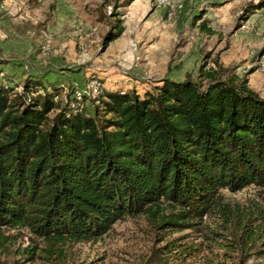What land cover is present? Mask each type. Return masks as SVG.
I'll return each instance as SVG.
<instances>
[{"label":"trees","instance_id":"1","mask_svg":"<svg viewBox=\"0 0 264 264\" xmlns=\"http://www.w3.org/2000/svg\"><path fill=\"white\" fill-rule=\"evenodd\" d=\"M262 7L248 2L235 29ZM200 29L211 31L205 21ZM222 72L203 64L198 78H163L142 93L100 84L93 113L85 96L70 88L63 102L64 86L41 76L26 77L21 91L0 83V226L91 240L127 215L173 230L214 212L229 216L221 191H264V96L246 77ZM230 245L244 264L253 244Z\"/></svg>","mask_w":264,"mask_h":264},{"label":"rangeland","instance_id":"2","mask_svg":"<svg viewBox=\"0 0 264 264\" xmlns=\"http://www.w3.org/2000/svg\"><path fill=\"white\" fill-rule=\"evenodd\" d=\"M123 1L0 0V83L6 81L21 91L26 77L41 75L48 69L54 71L57 65L60 69L56 72L61 73L57 76L64 86L62 101L65 102L66 92L72 88L74 98L86 97L87 112L93 113L94 106L100 104L97 102L107 78L103 76L112 75L104 73L113 66L120 69L128 62L113 56V52L117 54L113 42L119 36L110 39L116 30V20L124 17V8H115L114 4ZM248 2L236 12L233 23L223 30L219 28L212 37L206 38L208 32L200 29L197 20L193 23L195 31L205 33L202 39L206 41L201 44L191 74L198 78L201 65L216 68L220 64L224 76L228 73L244 76L248 86L264 96V9L255 20L254 30L249 31L251 34H247V26L242 27L246 20L235 29L238 16ZM156 3L163 4L159 0ZM168 11L173 19L177 8ZM188 38L182 33L178 41L165 42L168 45L163 46L169 53L158 59L154 67L175 66L178 62L175 52L189 43ZM152 43L155 41L136 42L139 55H135L129 69L136 66L135 62H147L146 55L162 48L152 49L159 42L150 46ZM119 61L122 65L117 64ZM136 74L143 79L150 73L146 70ZM94 75L101 83L96 78L89 79ZM131 78L128 82L136 80ZM221 192L230 206L229 216L214 212L178 230L169 226L158 228L146 214L127 215L116 221L106 234L91 240H47L27 228L3 225L0 226V264H160V260L168 264H236L240 253L238 247L230 244H253L244 264H264V253H260L264 244V191L248 186L237 192ZM164 244H171L172 253H164Z\"/></svg>","mask_w":264,"mask_h":264},{"label":"crops","instance_id":"3","mask_svg":"<svg viewBox=\"0 0 264 264\" xmlns=\"http://www.w3.org/2000/svg\"><path fill=\"white\" fill-rule=\"evenodd\" d=\"M248 1L250 0H159V3L163 2V4L160 5L156 3V0H133L128 5L122 6L124 8V17L122 18L124 29L121 35L116 38L117 42H115L116 40L113 42V48L117 47V54L113 52V56H116V59H126L128 61L126 63L128 64L125 66V63L120 69L118 66H113L104 73V75L108 73L112 74L103 76L107 77L104 81L105 88H134L141 93L146 89H150L153 85L160 83V80L163 78L182 81L187 73H192L194 63L200 55L201 44L203 40H205L202 39L205 33H198L195 31L196 28L193 23L197 20V23L200 25L201 22L205 21L206 28L211 30H207L208 34H205L207 36L206 38L212 37L219 28L223 30L226 25L233 23L236 12ZM169 8H173L175 11L177 8V13L173 19H171L172 15H168L170 12L168 11ZM263 9L264 7L256 9L246 19V24L242 27L247 26V34H251L249 31L254 30V27L257 25L255 20L256 18L259 19L258 15ZM198 12L201 14L200 17L197 16L199 14ZM191 25L192 28L189 27ZM186 26L189 27L188 30H186ZM182 33L184 34V38H186V36L187 38L189 37L187 39L189 43L175 52L174 57L178 58L177 64L165 69L161 68V66L155 68V62H159L158 59H162L164 56L166 57L169 53L165 51V47L163 46L168 45L165 42L171 40L178 41V36L182 35ZM137 41H146L147 43L155 41V43L149 44L150 46H155V44L159 42L155 47H152V49L162 48L153 50L149 56L146 55V57H148L146 58L147 62H145L143 58L144 63H139L140 61L135 62L136 66H134L133 69H129L134 62L135 55L138 54ZM145 63L147 67H144ZM117 64L122 65L121 61ZM58 68L59 67L55 65L54 71H49L48 69L49 72L47 71L37 76H41L49 81H54L56 84H61L62 80L57 76L61 73L56 72ZM146 70L150 73L148 77L143 79L137 77V72H144ZM132 76L136 80H134V82H128V80L132 81ZM87 82L85 84L86 86Z\"/></svg>","mask_w":264,"mask_h":264},{"label":"bare ground","instance_id":"4","mask_svg":"<svg viewBox=\"0 0 264 264\" xmlns=\"http://www.w3.org/2000/svg\"><path fill=\"white\" fill-rule=\"evenodd\" d=\"M168 15H169V16H171V15H172L171 11L168 13Z\"/></svg>","mask_w":264,"mask_h":264}]
</instances>
